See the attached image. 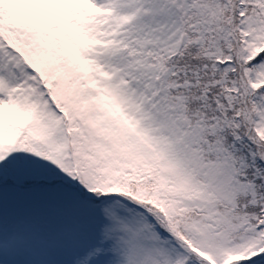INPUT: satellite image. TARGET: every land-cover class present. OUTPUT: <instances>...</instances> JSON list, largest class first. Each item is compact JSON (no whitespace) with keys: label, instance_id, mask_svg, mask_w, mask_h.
Wrapping results in <instances>:
<instances>
[{"label":"snow or ice","instance_id":"obj_1","mask_svg":"<svg viewBox=\"0 0 264 264\" xmlns=\"http://www.w3.org/2000/svg\"><path fill=\"white\" fill-rule=\"evenodd\" d=\"M0 264H264V0H0Z\"/></svg>","mask_w":264,"mask_h":264}]
</instances>
